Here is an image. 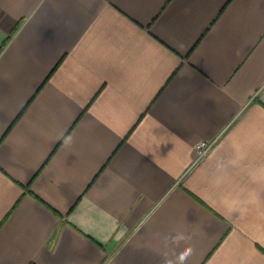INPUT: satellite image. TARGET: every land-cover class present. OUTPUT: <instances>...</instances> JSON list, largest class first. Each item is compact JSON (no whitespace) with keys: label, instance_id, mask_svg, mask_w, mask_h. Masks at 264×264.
Instances as JSON below:
<instances>
[{"label":"crops","instance_id":"obj_1","mask_svg":"<svg viewBox=\"0 0 264 264\" xmlns=\"http://www.w3.org/2000/svg\"><path fill=\"white\" fill-rule=\"evenodd\" d=\"M178 231L264 264V0H0V264H162Z\"/></svg>","mask_w":264,"mask_h":264},{"label":"clouds","instance_id":"obj_2","mask_svg":"<svg viewBox=\"0 0 264 264\" xmlns=\"http://www.w3.org/2000/svg\"><path fill=\"white\" fill-rule=\"evenodd\" d=\"M191 234L185 231H178L170 237L172 244L179 246L183 242L186 247H184L178 254L174 257H164L162 259V264H187L189 257L193 254V247L189 244L191 241Z\"/></svg>","mask_w":264,"mask_h":264},{"label":"built area","instance_id":"obj_3","mask_svg":"<svg viewBox=\"0 0 264 264\" xmlns=\"http://www.w3.org/2000/svg\"><path fill=\"white\" fill-rule=\"evenodd\" d=\"M214 141H208V140H200L195 144L196 149V158L194 162H197L199 159H201L203 156L206 155V153L209 151V149L213 146Z\"/></svg>","mask_w":264,"mask_h":264},{"label":"trees","instance_id":"obj_4","mask_svg":"<svg viewBox=\"0 0 264 264\" xmlns=\"http://www.w3.org/2000/svg\"><path fill=\"white\" fill-rule=\"evenodd\" d=\"M30 264H34V263H30Z\"/></svg>","mask_w":264,"mask_h":264}]
</instances>
